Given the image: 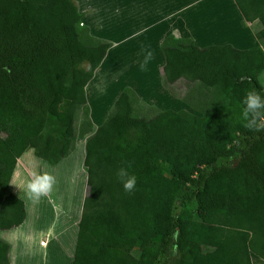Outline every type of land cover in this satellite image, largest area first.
<instances>
[{"label": "trees", "instance_id": "16d2710c", "mask_svg": "<svg viewBox=\"0 0 264 264\" xmlns=\"http://www.w3.org/2000/svg\"><path fill=\"white\" fill-rule=\"evenodd\" d=\"M233 1L248 24L260 21L264 43V0ZM110 47L81 25L73 0H0V230L25 219L8 193L17 160L32 149L54 166L78 130L88 194L71 264H264V130L242 117L248 91L264 97L262 50L170 34L159 45L162 86L197 82L208 107L135 116L138 96L125 87L93 130L85 86ZM120 168L137 179L130 194ZM0 264H9L1 240Z\"/></svg>", "mask_w": 264, "mask_h": 264}, {"label": "crops", "instance_id": "0c3cea01", "mask_svg": "<svg viewBox=\"0 0 264 264\" xmlns=\"http://www.w3.org/2000/svg\"><path fill=\"white\" fill-rule=\"evenodd\" d=\"M118 2L120 7L123 5L129 8L132 5L135 6L136 14L139 13L140 18L145 21L146 33L165 30V35L168 36L173 31H178L180 37L195 40L194 43L199 48L210 44H230L236 49L247 50L260 47L263 43L255 37V34L262 29L260 21L255 20L248 24L233 0H119ZM80 6H78V10L81 13ZM124 15L127 19L128 15L125 13ZM212 20L226 22L237 20L240 30H248V32L251 30L248 33L249 42L243 45L234 43L233 40H229L228 32H220V29L223 28L221 24ZM200 22L208 23L203 25L209 26V29L204 30L207 32L201 33ZM189 25L193 31L187 28ZM230 25L232 26L233 23ZM126 30L129 31L130 28L128 27ZM213 30L219 32L220 35L224 33L223 39L220 37L221 40L213 41L211 39ZM196 33L201 35L202 43L196 41L194 36ZM238 39L239 42L243 41L241 36ZM67 160L65 158L52 166L37 158L32 149L24 152L17 160L8 193L23 201L25 219L16 228L0 230V240L8 245L9 264H71L77 240L78 223L81 218L84 198L88 194V186L86 172L82 168L83 154L79 165L71 162L62 168L61 172L64 170L70 174L71 190H69L68 196H64L63 193L60 195L57 190V179L60 177L54 170L66 164ZM42 167L45 169L44 173L55 177L56 183L49 196L41 197L38 202H34L25 195L26 184L30 179V173L43 174ZM68 174L63 178V181L67 180Z\"/></svg>", "mask_w": 264, "mask_h": 264}, {"label": "rangeland", "instance_id": "374dc122", "mask_svg": "<svg viewBox=\"0 0 264 264\" xmlns=\"http://www.w3.org/2000/svg\"><path fill=\"white\" fill-rule=\"evenodd\" d=\"M75 1L77 2V4L81 5V13L78 10L79 15L81 16V25L86 26L89 30V33H91L90 35H92L93 37L101 39L113 46L112 49L108 52L105 62L98 69L94 81L91 82L87 88L88 97L86 99H88L87 103L89 109L91 110L90 120L93 125V130L97 129L104 122L108 114L107 111H109L112 106L111 105L110 108H108L109 104L125 87L131 88L138 96L139 101H137L134 106L133 114L135 116H144L147 118L152 117L155 112L154 108L158 110L170 109L173 111L185 110L192 114L200 116V113L194 110L192 107H196V105L199 107L200 105H202L203 109H206L208 107L207 103H209L210 101H208V99L204 97L210 94V90L197 82L191 83L181 78L174 84L169 86L170 91L166 89L168 94L161 92L158 86V73L163 68L162 66L164 65V60L162 54L160 53V50L158 51L156 44L161 40L163 41L167 35H165V30L146 33L147 29L144 28L145 21L140 18L139 13L136 14V8L134 5H132L131 8L125 7L124 5L120 7V3L118 2L119 0H73L77 9H79V5L77 6ZM124 13L128 15L127 19H125ZM220 22L221 26L223 27L220 29V32H228L227 35L230 37L229 40H233L234 43H239L242 45L249 42L248 33H250L251 30H249V32L248 30H240L237 20ZM232 23L233 25L231 26L230 24ZM200 24L202 25V27H200V30L202 31L201 33L207 32L204 30L209 29V26L203 25H207L208 23L200 22ZM128 27L130 28L129 31L126 30V28ZM232 27L240 31L232 30ZM187 28H189L190 30L191 25L187 26ZM191 31H193V29H191ZM213 31L214 33L212 34L211 39L213 41L221 40L224 33H221L220 35L219 32H216L215 30ZM122 35L126 38L125 41L127 47H130L132 45V47L135 49V45H137L138 42L136 43L134 41L139 40L141 42H144L143 44L139 45L138 51H135V54L131 56L133 58H140L142 55L146 54L145 59L142 60L140 66L138 65V67H135V71H132L130 74H128V86H125L123 88L121 86H117V88L112 90L111 94L109 95L110 99L108 101L99 102L98 95L100 91L107 83L110 82L112 78L111 74L114 71L118 58L120 56L122 58L125 54L124 52L120 53L121 46L117 45L119 42L118 38L120 36L122 37ZM172 35H174L175 37H180V33L178 31H173ZM194 36L196 37L197 42L202 43L201 35L199 36V34L196 33V35ZM240 36L243 37L242 42H239L238 37ZM153 44H155L154 47ZM208 46L212 45L210 44ZM258 48L262 50L264 54V43H261V46ZM145 60H147V62ZM82 68L87 69V64L84 63L82 65ZM258 83L264 91V69L258 75ZM181 99H184V101H181ZM82 120L83 117L81 115L79 116L76 123L77 128ZM77 136L78 130L75 133L76 141L74 150L70 154L71 156L67 157L68 160L66 164H63V166L54 170L60 177L59 179H57V190L59 191L60 195L61 193H63L64 196H68L69 190H71L70 174H68L69 172H66L64 170L63 172H61L62 168L71 162L79 165L82 155L84 154L85 156L84 147L86 138H84L83 140H78ZM230 164L235 165V160L230 161ZM82 168L85 171L84 167ZM44 172L45 169L44 167H42V173ZM67 174V180L63 181V178L66 177ZM186 209L194 216L196 215V206L194 203L189 205ZM134 254L136 256L138 255L137 253Z\"/></svg>", "mask_w": 264, "mask_h": 264}, {"label": "clouds", "instance_id": "9594fccd", "mask_svg": "<svg viewBox=\"0 0 264 264\" xmlns=\"http://www.w3.org/2000/svg\"><path fill=\"white\" fill-rule=\"evenodd\" d=\"M243 119L247 122L245 127L256 131L264 130V97L255 90L248 91L243 99ZM26 184L25 195L28 199L38 202L41 197H47L56 183L55 177L48 174L32 172ZM117 177L122 183L126 193H132L136 188L137 179L130 175L127 168H120Z\"/></svg>", "mask_w": 264, "mask_h": 264}, {"label": "water", "instance_id": "95a60500", "mask_svg": "<svg viewBox=\"0 0 264 264\" xmlns=\"http://www.w3.org/2000/svg\"><path fill=\"white\" fill-rule=\"evenodd\" d=\"M91 34V33H90ZM166 38V37H165ZM125 37L122 35V37L120 36L118 38L119 42L117 45L121 46V52H124V56L121 58V56L118 58V61L116 62V65H115V68H114V71L112 72V78L110 80L109 83H107L104 88L100 91L99 95H98V100L99 102H106L108 101L110 98H109V95L111 94L112 90H114L115 88H117V86H121L122 88L125 87V86H128V74H130L132 71H135V67H138V65L140 66L141 63H142V60L145 59V55H142L140 58H133L131 55L135 54L134 52L135 51H138V47L139 45L143 44L144 42L142 41H134V42H138L137 45H135V49L132 47V45L130 47H127L126 46V41H125ZM117 41V40H116ZM149 41V40H148ZM148 41H145V42H148ZM162 41V40H161ZM161 41L159 43L156 44L157 46V49H158V45L161 43ZM131 44H134V43H131ZM155 44H153V47H154ZM113 46H111L105 57L103 58L102 62L100 63V65L97 67V69L94 71L93 73V77L92 79L87 83V85L85 86V89L87 88L88 84L95 78V75L98 71V69L101 67L104 59L106 58L108 52L112 49ZM159 51V49H158ZM131 56V58H130ZM148 58V57H147ZM147 62V60H145ZM164 66V65H163ZM161 73H162V70H160V72L158 73V79H159V83H158V86H159V89L161 90L162 93H167V90L162 86L161 84ZM84 89V90H85ZM122 90V89H121ZM121 93V91L117 94V96L115 97V99L109 104L108 108H110L111 105H113V103L115 102V100L118 98L119 94ZM109 110V109H108ZM162 111H165L163 109H160ZM108 112V111H107ZM89 117L91 119V110H90V113H89Z\"/></svg>", "mask_w": 264, "mask_h": 264}]
</instances>
